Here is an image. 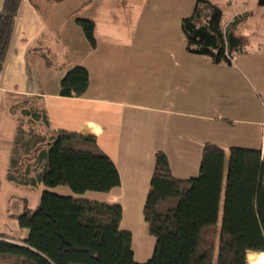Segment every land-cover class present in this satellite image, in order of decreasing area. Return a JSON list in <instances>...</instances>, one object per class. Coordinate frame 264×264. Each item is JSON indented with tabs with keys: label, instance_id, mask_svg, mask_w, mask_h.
Returning a JSON list of instances; mask_svg holds the SVG:
<instances>
[{
	"label": "crops",
	"instance_id": "obj_1",
	"mask_svg": "<svg viewBox=\"0 0 264 264\" xmlns=\"http://www.w3.org/2000/svg\"><path fill=\"white\" fill-rule=\"evenodd\" d=\"M197 1L23 0L0 72V193L14 188L7 174L12 159L22 155V111L18 116L16 106L25 101L43 107L49 131L94 136L116 165L121 186L90 199L122 206L121 229L132 234L134 258L145 264L155 239L139 210L156 153L166 154L178 179L198 176L208 143L227 155L231 148L261 151L264 159V48L241 49L239 38L241 52L231 64L218 65L187 53L182 21ZM237 15L228 23L224 15V29ZM77 19L95 23L96 48ZM77 66L89 73L88 90L81 98H63L61 81ZM51 191L74 196L65 187ZM12 207L21 215L23 201ZM18 226L22 238L9 237L26 241L29 231Z\"/></svg>",
	"mask_w": 264,
	"mask_h": 264
},
{
	"label": "trees",
	"instance_id": "obj_2",
	"mask_svg": "<svg viewBox=\"0 0 264 264\" xmlns=\"http://www.w3.org/2000/svg\"><path fill=\"white\" fill-rule=\"evenodd\" d=\"M23 0H5L0 13V72L3 71ZM63 1V0H58ZM96 48L95 23L77 19ZM224 13L212 0H198L182 21L185 50L214 64H231L240 48L230 51ZM233 34V33H232ZM81 66L61 81L63 98H81L89 87ZM29 131L19 126L22 155L14 157L7 180L19 187L44 186L39 205L23 200L17 217L28 230L26 241L0 234V261L12 264H141L134 258L132 234L121 229L118 204L77 196L109 194L121 186L119 171L94 136L51 132L43 107L23 109ZM30 120V121H29ZM68 188L74 196L52 192ZM222 206V209H221ZM220 213L222 215L220 216ZM143 217L155 239L145 264H252L251 254L264 255V159L262 152L216 145L203 148L199 174L178 179L168 157L156 153L155 168ZM219 238V240H218ZM218 240V241H217ZM257 264V263H256Z\"/></svg>",
	"mask_w": 264,
	"mask_h": 264
},
{
	"label": "rangeland",
	"instance_id": "obj_3",
	"mask_svg": "<svg viewBox=\"0 0 264 264\" xmlns=\"http://www.w3.org/2000/svg\"><path fill=\"white\" fill-rule=\"evenodd\" d=\"M227 1H230L228 2L230 6L232 4V1ZM259 2L260 0H234V4H232L231 7H226L225 5L221 6L224 11L226 23L230 22V19L233 14H238L233 19L234 21H237V23L232 26V33L237 38H242L244 40L241 49L247 51H254L259 48H264V6H260ZM120 11L122 12V9H120ZM21 103L22 104L16 106V112L18 116L20 115L18 114L19 112L23 111V109H28L30 107V102L25 103V101H22ZM33 105L34 104H31V106ZM21 120L24 129L26 131H29L30 124L27 122L28 119L21 115ZM12 186L14 188L11 189L10 192H8V190L1 189L0 197L2 205L0 206V211L2 212V217L0 221V234L13 236L15 238L20 239L22 237L18 235L17 230L14 228V225L18 226L17 217L19 215L15 216L16 212L14 211L15 209L12 206L17 201L27 200L29 208L33 210L39 205L42 192L47 189L44 186H40L34 189L19 187L16 185ZM99 194L100 193L88 192L86 194L87 196L85 199L91 200V195ZM143 207L144 204L140 207L139 211H142ZM221 215L222 213H220V216ZM132 222L133 228L138 226V223H136L135 220ZM18 229L21 231H26L25 229H22L19 226ZM135 238L137 240L138 238H140V236H135ZM252 259V264H264V255L253 254ZM0 264H12V262L0 261Z\"/></svg>",
	"mask_w": 264,
	"mask_h": 264
},
{
	"label": "water",
	"instance_id": "obj_4",
	"mask_svg": "<svg viewBox=\"0 0 264 264\" xmlns=\"http://www.w3.org/2000/svg\"><path fill=\"white\" fill-rule=\"evenodd\" d=\"M260 6H264V0H260L259 2ZM242 44V39L237 38L234 34H229L228 36V46L230 51H234L238 49Z\"/></svg>",
	"mask_w": 264,
	"mask_h": 264
}]
</instances>
